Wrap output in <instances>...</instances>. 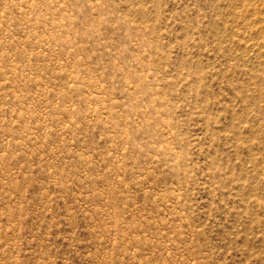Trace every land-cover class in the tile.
<instances>
[{
    "label": "rangeland",
    "instance_id": "1",
    "mask_svg": "<svg viewBox=\"0 0 264 264\" xmlns=\"http://www.w3.org/2000/svg\"><path fill=\"white\" fill-rule=\"evenodd\" d=\"M0 264H264V0H0Z\"/></svg>",
    "mask_w": 264,
    "mask_h": 264
}]
</instances>
